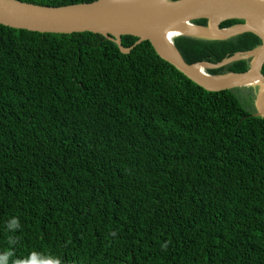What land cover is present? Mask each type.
<instances>
[{
	"label": "trees",
	"instance_id": "16d2710c",
	"mask_svg": "<svg viewBox=\"0 0 264 264\" xmlns=\"http://www.w3.org/2000/svg\"><path fill=\"white\" fill-rule=\"evenodd\" d=\"M174 43L188 64H218L262 40ZM256 88L236 89L254 104ZM255 112L235 89L193 82L149 41L125 54L97 33L0 25V264H264V117Z\"/></svg>",
	"mask_w": 264,
	"mask_h": 264
},
{
	"label": "water",
	"instance_id": "95a60500",
	"mask_svg": "<svg viewBox=\"0 0 264 264\" xmlns=\"http://www.w3.org/2000/svg\"><path fill=\"white\" fill-rule=\"evenodd\" d=\"M155 2L97 0L54 7L20 0H0V25L40 33H97L114 41L125 54L142 42L149 41L163 60L207 91L259 88L253 116L264 117V28L255 25L256 22H264V0H178L160 5H155ZM198 19H207L208 25L201 27L192 23ZM228 20H243L244 23L222 28L221 24ZM186 24L204 29L208 34L192 35L178 29ZM244 33L256 34L261 38L262 45L218 64H188L174 43V38L179 36L223 40ZM126 35L139 40L131 48H125L122 37ZM243 59H251L250 69L244 73L213 76L207 72Z\"/></svg>",
	"mask_w": 264,
	"mask_h": 264
},
{
	"label": "bare ground",
	"instance_id": "6f19581e",
	"mask_svg": "<svg viewBox=\"0 0 264 264\" xmlns=\"http://www.w3.org/2000/svg\"><path fill=\"white\" fill-rule=\"evenodd\" d=\"M134 1L135 0H131V2H134ZM161 3L164 4V3H168V2L162 1V0H156L155 5H160ZM255 25L264 28V22H256ZM178 29L180 31H183V32H186V33L192 34V35H201V36L203 35L204 36V35L208 34L206 30L197 28V27L190 25V24L182 25V26L178 27ZM212 30L216 31V28L212 27Z\"/></svg>",
	"mask_w": 264,
	"mask_h": 264
},
{
	"label": "rangeland",
	"instance_id": "374dc122",
	"mask_svg": "<svg viewBox=\"0 0 264 264\" xmlns=\"http://www.w3.org/2000/svg\"><path fill=\"white\" fill-rule=\"evenodd\" d=\"M167 2H170L171 0H166ZM210 37V36H209ZM248 88V87H247ZM259 92V88H256L255 89V99H256V96ZM235 94L238 96V98L241 100L242 104L244 105V107L250 111H253V110H256V106H255V99H254V104H252V102H248L247 98H249V95H247L246 92H244V95L247 97L244 99L243 95H242V92L238 89H235Z\"/></svg>",
	"mask_w": 264,
	"mask_h": 264
},
{
	"label": "clouds",
	"instance_id": "9594fccd",
	"mask_svg": "<svg viewBox=\"0 0 264 264\" xmlns=\"http://www.w3.org/2000/svg\"><path fill=\"white\" fill-rule=\"evenodd\" d=\"M54 264H60V262L59 261H55Z\"/></svg>",
	"mask_w": 264,
	"mask_h": 264
}]
</instances>
